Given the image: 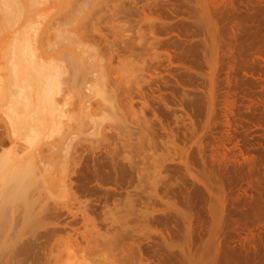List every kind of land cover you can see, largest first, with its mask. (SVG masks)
<instances>
[{
  "label": "rangeland",
  "instance_id": "1",
  "mask_svg": "<svg viewBox=\"0 0 264 264\" xmlns=\"http://www.w3.org/2000/svg\"><path fill=\"white\" fill-rule=\"evenodd\" d=\"M69 4L65 13L55 11L56 19L65 29H81L85 34L86 56L99 59L109 70L107 88L116 91V102L87 92L98 125L91 123L82 129L72 120L66 128L56 125L32 137L36 155H46L54 145L61 150L58 159L50 160L49 171L43 175L29 171L22 184L15 173L26 165L16 166L22 161L15 151L25 145L27 133L24 127L12 131L0 112V137H9L0 148L7 164L0 179V264H34L33 252L21 248L35 241L44 245L39 264H45L51 252L58 255L62 251L60 259L51 264H70V242L65 241L69 236L76 233L82 241L79 249L90 250L79 232L92 237L109 232L108 236L118 237L117 232L128 229L133 238L121 241L122 247L105 252L106 258L95 264H264V0H70ZM54 43L55 51L43 60L68 66L55 92L61 102L66 98L67 110L74 116L81 88L90 80L73 66L77 62L65 43ZM12 48L0 45L7 52L0 59V78L1 70L12 63ZM24 57L32 61L33 51L27 49ZM97 75L92 74V79ZM22 86L26 90L22 99L35 98L33 84ZM19 90L14 87L12 96L19 97ZM40 90L46 96L47 82ZM66 148L81 158L79 175L71 179L81 187L82 201L95 199L92 203L101 226L95 232L91 225L85 226L81 209L62 188L68 169L62 162ZM95 167L106 171L101 180L94 177ZM124 172L130 176L123 178ZM126 191H134V196L129 193L131 201ZM123 202L126 207L130 204V216ZM40 207H48L49 212L69 208L77 216L63 210L62 222L52 221L59 223L60 235H48L47 230L54 229L52 223L43 229L36 224ZM122 207L124 211H119ZM113 210L122 213V219L113 213L115 225L111 220L102 224L104 214Z\"/></svg>",
  "mask_w": 264,
  "mask_h": 264
},
{
  "label": "bare ground",
  "instance_id": "2",
  "mask_svg": "<svg viewBox=\"0 0 264 264\" xmlns=\"http://www.w3.org/2000/svg\"><path fill=\"white\" fill-rule=\"evenodd\" d=\"M98 1V0H96ZM70 0H0V45H11L13 46L11 52H12V63L9 66H5L1 71L3 72L2 77L0 78V112L3 115H6L7 119H8V124L10 125V127H12V131L15 132H19L20 129L22 127L25 128V133H27V141L25 142L24 146H20L18 147L16 152V158L18 159V161H22L20 162L18 165L19 166L21 163H24L26 166H23L25 168H22V166L20 165L19 168L16 171V176L18 177V179L20 180V182L23 180V178L25 179L26 177H24V175L27 173V175L29 174L28 172L31 171L32 175H35L36 173H42L41 175L44 174V172L49 171L48 170V165L50 162V160H52V162L54 161L53 159L57 158V154L58 152L60 153V146L58 145H54L52 146L53 148H50V150L48 149V152L46 155L43 154H39L36 155L32 149V137H37L41 134H43V132H45L48 128H51L53 126H65L68 127L67 125L69 124L70 121L75 120L77 123H79V127L82 129L87 128V126H89L91 123L95 125L99 124V121L96 119L97 117L93 114V110L92 107L90 105V96L91 94H88L87 92H91L94 94H97L98 96H100L101 98H103L104 101H107L108 99L116 102V91H110L108 90V83H109V74L107 73L109 70H107L105 68L104 65L101 64V61L99 59H92L90 57H87V51H86V46H85V34L80 33V30L78 31H71V30H67L65 29V24L59 23L58 20L56 19V13L55 11L61 15L60 13L62 12H66L68 5ZM100 2V1H99ZM97 3V2H96ZM102 4V3H101ZM98 6V5H97ZM67 15V14H65ZM66 20H68V16H66ZM71 18V16H70ZM60 41L65 43V45L68 47V53L74 55L75 57V63L73 66H75L76 68H79L82 70L84 78L90 80V82L85 83L83 85V87L81 88L80 91V98H79V105L76 111V113L74 112V116H71L69 111L67 110V106L68 103L66 102V98L63 99V102H61L60 100H58L57 97V93L55 92V86H57V82L58 80L61 78V76H65L68 73V66L63 65L61 63H50L47 62L45 60H43V56L45 54L48 53H52L55 51L54 45H55V41ZM46 46V47H45ZM27 49L32 50L33 51V60L32 61H26L24 54L25 51H27ZM77 50H80V53L77 54L75 53ZM41 52V54H39L38 52ZM7 56V52H3V50H0V59L4 58ZM107 70V71H106ZM111 73V72H110ZM92 74H98L96 79H92ZM94 78V77H93ZM43 82H47V92L45 93L46 96L43 95V93L40 90L41 84H43ZM67 82V81H66ZM115 82V81H113ZM27 83H31L33 84V94H35V98H23L26 94V90L25 88H23V84H27ZM119 83V82H118ZM123 83V82H122ZM124 86V85H122ZM121 86V87H122ZM14 87L16 88H20V92L19 97H13L12 96V91L14 89ZM118 87V86H117ZM110 88V87H109ZM68 90V88H66ZM67 90H64V94H66ZM114 90V88H113ZM120 91V88H119ZM108 95V97H107ZM119 97V96H118ZM118 102V101H117ZM95 112V111H94ZM114 113L117 115V111L114 108ZM119 113V112H118ZM134 115V113H132ZM123 122L120 121L119 124ZM126 122V121H125ZM71 123V122H70ZM121 123V124H123ZM127 123V122H126ZM122 126V125H121ZM126 128V127H125ZM68 130V129H67ZM4 134V133H3ZM129 135V134H128ZM6 136V134H5ZM4 135L0 137V148H2L3 145L6 144V141L9 137ZM8 137V138H7ZM101 137V136H100ZM126 137V136H125ZM68 138V137H67ZM105 138V137H104ZM123 138V137H121ZM132 138V137H130ZM109 139V138H108ZM129 139V138H128ZM69 140V139H68ZM120 140V139H119ZM134 140V139H133ZM132 140V141H133ZM12 141V140H11ZM86 141V140H85ZM131 141V142H132ZM135 141V140H134ZM141 141V140H140ZM66 144L67 146L69 145L67 143V139H66ZM122 142V141H121ZM125 142V141H124ZM128 143V141H127ZM66 144L65 147H66ZM72 144V143H70ZM112 144V143H111ZM122 144V143H121ZM124 144V143H123ZM126 144V143H125ZM129 144V143H128ZM23 145V144H22ZM63 145V144H62ZM63 145V146H64ZM141 145V143L139 144ZM129 146V145H127ZM131 146V145H130ZM143 146V145H141ZM138 146V147H141ZM70 147V146H68ZM74 147V146H73ZM136 147V146H135ZM123 148V147H122ZM72 149V147H71ZM78 149V148H77ZM144 149V147H143ZM64 152L66 153L63 160L62 161L65 164V167L68 168L66 170V175H65V179L63 180V184H62V188L64 189L65 192H67L71 198L69 199L70 201H74V203H76L79 206V209H81V215L83 218V221L85 222V226H87L86 224L91 225L95 230L97 229V227H99L100 225H98V218L100 214H95L97 212V209H95L94 205L92 202L95 201H90V200H86V201H82L85 199H80V191L79 189L81 187L77 186L74 182H72V177L75 175H79L78 173V167H80L81 164V158L80 156L76 155V154H72L69 150V148L63 149ZM124 150V149H123ZM126 150V149H125ZM139 150V149H138ZM79 151V150H78ZM111 151V150H110ZM113 151V149H112ZM74 152V151H73ZM117 152V151H115ZM114 152V153H115ZM120 152H122L120 150ZM83 153V152H82ZM113 153V152H112ZM56 154V155H55ZM79 154V153H78ZM117 154V153H116ZM128 154H131L128 152ZM120 155V154H119ZM126 155V154H125ZM85 155H83L84 157ZM107 156V155H106ZM113 156V155H112ZM128 156V155H126ZM56 157V158H55ZM61 157V156H60ZM130 157V156H129ZM51 158V159H50ZM53 158V159H52ZM59 158V157H58ZM57 158V159H58ZM62 158V157H61ZM105 158V157H103ZM102 159V158H101ZM100 159V160H101ZM110 159V158H109ZM113 159V158H111ZM126 159V158H125ZM124 159V160H125ZM128 159V158H127ZM131 159V158H130ZM24 160V161H23ZM95 160V159H94ZM99 160V161H100ZM120 160V159H119ZM122 160V161H124ZM57 161V160H56ZM104 161V160H103ZM95 162V161H93ZM113 162V161H112ZM127 162V161H126ZM59 163V162H58ZM119 163V162H118ZM135 163V162H134ZM99 164V163H98ZM102 164V163H101ZM108 164V162H107ZM106 164V165H107ZM128 164V163H127ZM94 165V164H93ZM96 166L97 163L95 164ZM105 165V166H106ZM110 165V163H109ZM113 165V164H112ZM131 165V164H130ZM104 166V165H101ZM99 166V167H101ZM104 166V167H105ZM111 166V165H110ZM116 165H114L115 167ZM125 166V165H124ZM7 167L6 162H4V160L0 157V179L3 176L2 174H4V170ZM54 167V166H53ZM52 167V168H53ZM58 167V166H57ZM63 167V166H62ZM94 167V166H93ZM99 167H95L97 170L95 171L94 168V177L96 179L101 180L102 178H104L105 176V170L101 171L99 170ZM109 166L106 167V169ZM119 167V166H118ZM17 168V167H15ZM27 168L29 170H27ZM127 168V167H126ZM58 169V168H56ZM64 169V168H62ZM61 169V170H62ZM83 169V168H82ZM103 169V168H102ZM111 169V168H110ZM124 169V168H123ZM141 169V168H139ZM151 168H149L150 170ZM157 169V168H156ZM16 170V169H15ZM54 170V169H53ZM59 170V169H58ZM91 170V169H90ZM115 170H117V168H115ZM130 170V169H129ZM148 170V171H149ZM52 171V170H51ZM63 171V170H62ZM68 171V172H67ZM81 171V170H80ZM119 171V169L117 170ZM117 171L115 172L117 174ZM127 171V170H126ZM131 171V170H130ZM143 171V170H142ZM53 172V171H52ZM65 172V171H64ZM30 173V175H31ZM93 173V172H92ZM114 173V172H113ZM134 173V172H133ZM111 174V173H109ZM123 178L125 175H129L126 174V172L123 173ZM64 175V173H63ZM118 175V174H117ZM116 175V176H117ZM155 175V174H154ZM29 176V175H28ZM52 176V175H51ZM92 176V175H91ZM130 176V175H129ZM128 176V178H129ZM139 176V175H138ZM137 176V177H138ZM156 176L158 177L157 173ZM160 176V174H159ZM108 177V176H106ZM3 178V177H2ZM83 178V177H82ZM90 178V177H89ZM101 178V179H100ZM110 178V177H109ZM113 178V177H112ZM140 178V176H139ZM142 178V177H141ZM87 179V178H86ZM106 179V178H105ZM111 179V178H110ZM151 178H148V181H150ZM152 179H156L153 178ZM42 180V178H41ZM44 180V178H43ZM104 180V179H103ZM102 180V181H103ZM114 182L116 181L115 178L113 179ZM118 180V178H117ZM121 180H123L121 178ZM140 180V179H139ZM93 181V180H92ZM108 181V179H107ZM112 181V180H110ZM125 179L123 180L122 183H124ZM129 181V180H128ZM141 181H143L141 179ZM155 181V180H154ZM157 181V180H156ZM155 181V183H156ZM23 182V181H22ZM21 182V184H22ZM58 182V181H57ZM104 182V181H103ZM114 182H110L112 184H114ZM120 182V180H119ZM127 182V181H126ZM132 182V181H131ZM130 182V185H131ZM159 182V181H158ZM157 182V183H158ZM62 183V182H61ZM84 183V182H82ZM100 183H102L100 181ZM105 183V182H104ZM109 183V182H108ZM121 183V182H120ZM119 183V184H120ZM155 183H153V186H155ZM156 183V184H157ZM20 184V183H19ZM20 184V185H21ZM80 184V183H79ZM103 184V183H102ZM116 185H118L117 183H115ZM139 184V183H138ZM81 185V184H80ZM83 185V184H82ZM125 186V183L123 184ZM128 185V184H126ZM144 186V185H143ZM148 186V185H147ZM87 187V186H85ZM84 187V188H85ZM120 187V186H118ZM123 187V186H121ZM142 187V186H141ZM117 188V187H116ZM130 188V187H129ZM140 188V187H139ZM143 188V187H142ZM151 188V187H150ZM149 188V189H150ZM83 189V187H82ZM124 189V188H122ZM134 189V188H133ZM130 189V190H133ZM146 189V188H144ZM159 189V188H158ZM60 190V189H59ZM81 190V189H80ZM87 190V188H86ZM85 190V191H86ZM126 190V189H125ZM128 190V188H127ZM141 190V189H140ZM82 191V190H81ZM83 191V192H85ZM92 191V190H90ZM89 191V192H90ZM172 191V190H171ZM134 192V191H133ZM132 192V193H133ZM142 192V191H141ZM147 192V191H146ZM145 192V194H146ZM175 192V191H174ZM95 193V192H93ZM97 193V192H96ZM132 194L131 192L126 191L127 194V198L130 200V194ZM143 193V192H142ZM158 193V192H157ZM161 192L159 191V194ZM63 194V193H62ZM89 194V193H88ZM100 194V192H99ZM115 194V193H114ZM118 194V193H117ZM144 194V193H143ZM148 194V193H147ZM150 194V193H149ZM172 194V193H171ZM87 195V194H86ZM93 195V194H92ZM133 195V194H132ZM164 195V194H163ZM64 196V195H63ZM91 196V195H90ZM116 196V195H115ZM134 196V195H133ZM68 197V196H67ZM89 197V196H88ZM93 197V196H92ZM118 197V196H117ZM120 197V196H119ZM156 197V195L154 196ZM164 197V196H163ZM83 198V197H82ZM113 198V197H112ZM148 198V197H147ZM146 198V199H147ZM157 198V197H156ZM41 199V198H40ZM88 199V198H87ZM92 199V198H91ZM126 200V198H123ZM134 199V198H133ZM143 199V198H142ZM149 199V198H148ZM153 199V198H152ZM68 200V198H67ZM108 200V199H107ZM106 200V203L108 202ZM110 200V199H109ZM36 201V200H35ZM38 201V200H37ZM124 201V200H122ZM131 201V200H130ZM157 201V199H156ZM155 200L153 202H156ZM69 202V201H68ZM116 202V201H115ZM122 203V202H121ZM119 202V204H121ZM124 206L126 207V202ZM133 203V202H132ZM142 203V202H141ZM149 203V202H148ZM152 203V202H151ZM161 203V202H160ZM70 204V203H69ZM76 204H72V205H76ZM59 205V204H58ZM57 205V206H58ZM128 205V204H127ZM130 205V204H129ZM127 206L126 209L127 211H124V207H122V209L118 208L119 211L122 210L125 213L127 212V214L130 216V212L131 210V206ZM145 205V204H144ZM43 206V205H42ZM45 206V205H44ZM69 206V205H68ZM114 206V203H113ZM112 206V207H113ZM117 206V205H116ZM115 206V207H116ZM121 206H123V204H121ZM134 206V204H133ZM149 207V205H147ZM56 207V206H55ZM71 204H70V208H71ZM98 207V206H97ZM109 206H106V208H108ZM145 207V206H144ZM154 207V206H153ZM48 208V207H47ZM45 207H40V211L39 214L37 215V219H36V224L39 225L40 227H42V229L48 225H50L52 223V221H56V222H60L59 220H61V216H63L62 211L63 210H67L69 211L72 216H77V214H74L71 212V210L69 208L65 209H53V212H49L50 209H47ZM61 208V207H60ZM105 208V210H106ZM114 208V207H113ZM137 208V207H136ZM37 209V208H36ZM103 209V208H102ZM112 209V208H111ZM117 209V210H118ZM141 209V208H140ZM109 210V209H108ZM116 210V209H114ZM111 213V211L109 213H105L104 220H100V222L102 224H106L107 221L111 220L114 222L113 220V215H115L116 212ZM136 210V209H134ZM148 210V209H147ZM37 211V210H36ZM47 211V212H46ZM104 211V209H103ZM119 211H117L119 213ZM34 212V211H32ZM46 212V214H44ZM80 212V211H79ZM102 212V211H101ZM106 212H108L106 210ZM150 212V210H148V212L146 213L144 211V213L148 214ZM38 213V212H37ZM67 213V212H66ZM114 213V214H113ZM121 213V212H120ZM142 213V211H141ZM140 213V215H141ZM143 213V215H144ZM153 213V212H152ZM103 214V213H102ZM101 214V215H102ZM113 214V215H112ZM117 214V213H116ZM136 214H139L136 213ZM145 214V217H147V215ZM150 214V213H149ZM34 215V214H33ZM119 214H117L118 216ZM122 215V213H121ZM119 215L118 217L120 219H122L123 216ZM127 215V217H128ZM135 215V214H134ZM132 216V215H131ZM151 216V214H150ZM81 217V216H80ZM116 217V216H114ZM63 218V217H62ZM70 218V217H69ZM75 218V217H74ZM100 218V219H101ZM126 217H124V220ZM133 219V218H131ZM137 219V218H136ZM149 219V218H148ZM171 219V218H170ZM98 220V221H97ZM129 220V219H127ZM142 220V219H141ZM145 221V219H143ZM142 220V221H143ZM153 220V219H152ZM66 221V220H65ZM64 219H63V224H64ZM75 221V220H74ZM150 221V220H149ZM62 222V220H61ZM68 222V221H67ZM99 222V223H100ZM122 222V221H121ZM124 222V221H123ZM156 222V221H155ZM161 222V221H160ZM173 222V221H172ZM78 223V222H77ZM141 223V222H140ZM147 223V222H146ZM157 223V222H156ZM162 223V222H161ZM160 223V224H161ZM53 224V223H52ZM71 224H73V222H71ZM69 224V225H71ZM121 224V223H120ZM117 224V225H120ZM139 224V223H137ZM143 224V222H142ZM145 224V223H144ZM69 225H67V227H69ZM79 225V224H78ZM98 225V226H97ZM107 225V224H106ZM104 225V227L106 226ZM111 225H113L111 223ZM115 225V222H114ZM124 225V224H123ZM127 225V224H126ZM133 225V224H132ZM147 225H151V224H147ZM51 226V225H50ZM54 229H49L47 230V234L48 235H53V234H57L58 231H60L59 228V223L57 224H53ZM71 226H74L71 225ZM122 226V225H121ZM141 226V225H139ZM155 226V225H154ZM101 227V226H100ZM99 227V228H100ZM114 227V226H113ZM123 227V226H122ZM126 227V226H125ZM175 227V226H174ZM33 228V227H32ZM65 228V227H63ZM78 228V227H77ZM103 228V227H102ZM116 228V227H115ZM120 228V227H119ZM117 228V231L118 229ZM128 227H126L127 229ZM37 229V228H35ZM59 229V230H58ZM69 229V228H68ZM67 229V230H68ZM71 229V228H70ZM76 229V228H75ZM89 229V228H88ZM86 227V230H88ZM122 229V228H121ZM134 229V228H133ZM166 229V227H165ZM41 230V229H40ZM63 230V229H61ZM98 230V229H97ZM101 230V229H99ZM108 230V227H107ZM115 230V229H114ZM113 230V232H115ZM120 230V229H119ZM37 231V230H36ZM75 231V230H74ZM77 231V230H76ZM122 231V230H121ZM119 231V232H121ZM126 231V230H125ZM125 231L123 232V235H121L119 232H117L118 237H115L113 235L108 236V234L106 236H102L97 234V237H92L88 236L84 233L79 232V236H82V240L83 242L86 241V243L88 244V248L89 249H79V247H81L80 244H82V241H78L76 238V233L75 235L73 234L72 236L66 235L67 240H65L66 242H73L75 244H69V246L67 247V255L69 256V261L70 264H95L96 262L100 263L101 258L103 257L105 252H111L113 251L112 248L115 246H120L122 247V245L120 244L121 241L126 242L128 241L130 238L132 239L133 236L131 237L129 234L131 232L130 229H128L126 231V233L124 234ZM130 231V232H129ZM63 232V231H62ZM112 232V233H113ZM157 232V231H156ZM176 232V231H174ZM37 233V232H36ZM41 233V231H40ZM92 232H90L91 234ZM98 233V232H97ZM168 233V232H166ZM45 234V232L43 233ZM42 234V235H43ZM60 235V232L58 233ZM65 234V233H64ZM68 234V233H67ZM70 234V231H69ZM120 234V237H119ZM133 234V233H131ZM157 234V233H156ZM164 234V233H163ZM36 235V234H34ZM37 235H40L39 233H37ZM41 235V236H42ZM58 235V236H59ZM110 235V234H109ZM160 234H158L159 236ZM169 235V234H168ZM167 235V236H168ZM40 236V237H41ZM54 236V235H53ZM57 236V238H58ZM63 236V235H62ZM74 236V237H73ZM78 236V238H79ZM46 237V236H43ZM134 237L135 234H134ZM172 237V236H171ZM176 237V236H174ZM55 238V237H54ZM60 238V237H59ZM58 238V239H59ZM74 238V239H72ZM166 238V235H165ZM178 238V237H176ZM163 239V238H162ZM173 239V238H172ZM35 240V239H34ZM33 240V241H34ZM36 240H39V236L36 237ZM42 240V239H40ZM45 240V238H44ZM51 240V239H50ZM63 240V239H62ZM166 240V239H165ZM167 240L169 241V238H167ZM137 241V240H136ZM47 242V241H45ZM55 243H57L58 241H54ZM103 243V245H100L99 243ZM172 242V241H171ZM39 243V242H38ZM43 243V242H42ZM50 243V242H49ZM53 243V242H51ZM61 243V242H60ZM24 244V243H23ZM58 244V243H57ZM63 244V242H62ZM124 244V243H123ZM127 244V243H125ZM26 245V244H24ZM23 245V246H24ZM49 245V244H48ZM53 244H51L50 246H52ZM128 245V244H127ZM124 246L123 248L127 247ZM130 245V244H129ZM67 246V245H66ZM93 246V248L91 247ZM134 246V245H133ZM21 247V246H20ZM44 245L43 244H37V241L35 242H31L28 243L24 248L22 247L21 249H25L24 252H27L28 250L33 252V258L34 264H39V260L43 259L42 258V251H44ZM83 247V246H82ZM85 247V246H84ZM48 248V247H47ZM46 248V249H47ZM58 248V247H57ZM100 248V249H99ZM102 248V250H101ZM119 248V247H117ZM138 248V247H137ZM136 248V249H137ZM38 249V250H37ZM49 249V248H48ZM53 249V248H52ZM116 249V247H115ZM133 249V248H132ZM27 250V251H26ZM56 250V249H54ZM89 250V251H88ZM131 250V248H130ZM139 250V249H138ZM137 250V251H138ZM57 251V250H56ZM60 251V250H59ZM66 251V250H65ZM115 251V250H114ZM136 251V250H135ZM141 251V250H140ZM20 252V251H19ZM23 252V253H24ZM64 251H62L63 253ZM131 252V251H130ZM144 252V251H143ZM18 253V252H17ZM59 253V252H58ZM61 253V254H62ZM125 254L127 252H124ZM129 253V252H128ZM21 254V253H20ZM26 254V253H25ZM28 254V253H27ZM45 254V252H44ZM53 255V253L51 252L48 257L45 256L46 258V263L45 264H51V261H54V263H56L59 259H60V255ZM64 254V253H63ZM115 254V253H114ZM123 254V253H122ZM130 254V253H129ZM138 254V253H137ZM142 254V253H141ZM19 255V254H17ZM108 255V254H107ZM117 255V254H116ZM147 255V254H145ZM20 256V255H19ZM23 256V254L21 255V257ZM25 256V255H24ZM122 256V255H121ZM26 257V256H25ZM30 257V256H28ZM44 257V256H43ZM63 257V256H62ZM109 257V255L107 256V258ZM123 257V256H122ZM121 257V258H122ZM126 257V255H125ZM130 257H132L130 255ZM135 257V256H134ZM142 257V256H140ZM139 257V258H140ZM148 257V256H147ZM32 258V260H33ZM106 258V255L103 257ZM124 258V257H123ZM150 258V257H149ZM148 258V259H149ZM64 259V258H63ZM117 259V258H116ZM119 259V258H118ZM126 259V258H125ZM124 259V260H125ZM132 259V258H131ZM141 259V258H140ZM144 258H142L141 262L143 261ZM151 259V258H150ZM149 259V260H150ZM29 259L27 258V261ZM17 261V260H16ZM105 261V260H104ZM123 261V260H121ZM127 261V260H125ZM140 261V260H138ZM161 261V260H160ZM14 262V260H13ZM112 262V261H111ZM118 261H116L117 263ZM132 262V261H131ZM157 262V261H156ZM12 263V262H11ZM24 263V262H23ZM26 263V262H25ZM43 262H41V264H43ZM53 263V264H54ZM103 263V262H102ZM127 262H123V264H125ZM136 263V261H135ZM146 263H148V260L146 261ZM31 264V263H30ZM111 264V263H110ZM112 264H115V262H113ZM130 264V263H128ZM134 264V263H133ZM145 264V261H144Z\"/></svg>",
  "mask_w": 264,
  "mask_h": 264
}]
</instances>
